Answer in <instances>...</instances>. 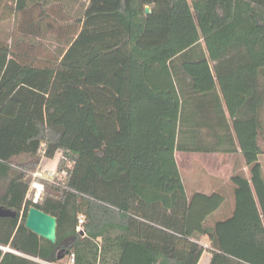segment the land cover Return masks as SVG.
Instances as JSON below:
<instances>
[{
	"label": "trees",
	"instance_id": "obj_1",
	"mask_svg": "<svg viewBox=\"0 0 264 264\" xmlns=\"http://www.w3.org/2000/svg\"><path fill=\"white\" fill-rule=\"evenodd\" d=\"M79 2L0 39V207L17 212L0 264H199L205 237L210 264H264V0ZM48 41L53 60L31 56ZM176 152L243 157L232 218L209 222L224 198L189 197ZM59 153L67 176L35 201L31 173Z\"/></svg>",
	"mask_w": 264,
	"mask_h": 264
},
{
	"label": "crops",
	"instance_id": "obj_2",
	"mask_svg": "<svg viewBox=\"0 0 264 264\" xmlns=\"http://www.w3.org/2000/svg\"><path fill=\"white\" fill-rule=\"evenodd\" d=\"M80 3L89 4V0H80L79 3H76V7ZM30 7L26 13L17 12V0H0V39H4L7 37L8 32H17L20 33V25L23 22H31L38 23L39 21L45 20L49 21L50 19L47 17L48 15H53L58 18L61 16L64 18L66 15H69L71 0H48L46 3L43 0H34L30 3ZM46 6V11H44ZM66 7V8H65ZM66 9V11H65ZM48 18V19H47ZM38 25L34 27V31L37 30ZM21 35L24 33L21 32ZM31 36H33L31 34ZM177 153V152H176ZM175 153V157H176ZM239 161H235L233 158L230 159L227 167V171H230L228 176V181L226 182L225 187L223 186H214L211 185L207 188V190H202V188L198 187L193 192L195 193H203L207 195H212L214 193H219L224 198V202L221 207L216 210L212 216L209 217V222L211 224H215L219 221H226L233 217L236 210V200H235V186L232 183L231 179L234 175L240 174L245 178L250 179L251 173L249 167L245 164V161L241 155ZM45 160V159H44ZM44 160L42 161L40 168L43 167ZM59 163V162H58ZM260 163L262 165V171L264 175V155L260 156ZM58 166V165H57ZM43 171V169H42ZM207 191V192H206ZM187 192V191H186ZM188 195V193H187ZM191 195V196H192ZM189 196V195H188ZM190 197V196H189ZM200 244L206 248L202 258L205 254H208L207 257L202 258L199 264H210L211 262V253H210V242L207 238V241H200Z\"/></svg>",
	"mask_w": 264,
	"mask_h": 264
},
{
	"label": "rangeland",
	"instance_id": "obj_3",
	"mask_svg": "<svg viewBox=\"0 0 264 264\" xmlns=\"http://www.w3.org/2000/svg\"><path fill=\"white\" fill-rule=\"evenodd\" d=\"M15 34L16 32H14V37H16ZM12 38L13 37H10L8 39L9 43H11ZM46 45L49 47L39 48L38 52L36 51V49H34V51L31 52V56L36 55L41 58L53 60V58L55 57V53L53 52V50H55L56 44L52 43V41H48ZM61 158L62 154L59 153L54 160H44L43 167H39L36 172H38L39 170L42 171L43 169V178H46L50 171L57 170V165ZM175 158L180 169L181 177L184 182L186 191L188 195L191 196L196 190V188L200 186V188H202V190L204 191L207 190V188L211 185L225 187L230 173V171H227L228 163L232 158L235 161H239L240 156L177 152ZM44 182L45 180L34 179V177L32 176V185L29 194L31 198L39 200V198L42 196L41 195L39 197L40 193L44 191ZM203 240L207 241V237L203 238ZM207 255L208 254L204 255L202 261H204V258L207 257ZM35 260L42 264H51L44 261H40L38 259ZM58 264L70 263L68 260H64Z\"/></svg>",
	"mask_w": 264,
	"mask_h": 264
},
{
	"label": "water",
	"instance_id": "obj_4",
	"mask_svg": "<svg viewBox=\"0 0 264 264\" xmlns=\"http://www.w3.org/2000/svg\"><path fill=\"white\" fill-rule=\"evenodd\" d=\"M146 13H151L149 7L146 8ZM0 217L15 219L17 212L0 207ZM26 227L51 243L57 241V219L37 208L29 210Z\"/></svg>",
	"mask_w": 264,
	"mask_h": 264
},
{
	"label": "built area",
	"instance_id": "obj_5",
	"mask_svg": "<svg viewBox=\"0 0 264 264\" xmlns=\"http://www.w3.org/2000/svg\"><path fill=\"white\" fill-rule=\"evenodd\" d=\"M31 175L34 177V179H41V180H45V181L54 182V181H56V179H61L63 177H66L67 176V171L64 170L62 172H58V170H53V171L49 172V174L47 175L46 178H43V171H40V170L38 172H36V173H32ZM42 193L43 192L40 193L39 197L42 195ZM35 201H38V199H36ZM83 222H84V217L81 216L79 218V224L82 225ZM78 230H80V228H78ZM0 249H3L5 251H12V250H10L8 248H3L1 246H0ZM12 252H14V251H12ZM74 259H75V256L71 255V257L69 259V263L70 264H74Z\"/></svg>",
	"mask_w": 264,
	"mask_h": 264
}]
</instances>
